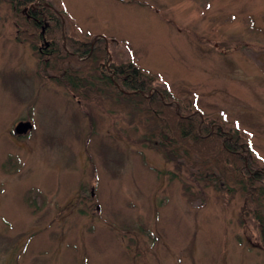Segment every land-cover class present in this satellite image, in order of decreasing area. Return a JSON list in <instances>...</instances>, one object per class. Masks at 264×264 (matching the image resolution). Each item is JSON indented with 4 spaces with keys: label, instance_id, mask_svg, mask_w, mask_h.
<instances>
[{
    "label": "rangeland",
    "instance_id": "rangeland-1",
    "mask_svg": "<svg viewBox=\"0 0 264 264\" xmlns=\"http://www.w3.org/2000/svg\"><path fill=\"white\" fill-rule=\"evenodd\" d=\"M47 1L78 37L107 38L109 59L227 118L264 162V0ZM16 14L0 0V264H264L239 186L223 200L172 176L141 110L38 74Z\"/></svg>",
    "mask_w": 264,
    "mask_h": 264
},
{
    "label": "trees",
    "instance_id": "trees-1",
    "mask_svg": "<svg viewBox=\"0 0 264 264\" xmlns=\"http://www.w3.org/2000/svg\"><path fill=\"white\" fill-rule=\"evenodd\" d=\"M39 1L10 0L19 17L17 38L31 42L38 74L66 87L79 101L109 96L141 110L148 125L145 139L174 163L172 176L182 172L192 182L213 187L223 200L231 194L230 181L239 186L247 201L240 215L254 217L264 246V162L253 155L247 135L224 116L176 99L133 61L109 59L107 38L78 37L64 21L65 10ZM181 181L190 201L202 197L190 181Z\"/></svg>",
    "mask_w": 264,
    "mask_h": 264
},
{
    "label": "water",
    "instance_id": "water-1",
    "mask_svg": "<svg viewBox=\"0 0 264 264\" xmlns=\"http://www.w3.org/2000/svg\"><path fill=\"white\" fill-rule=\"evenodd\" d=\"M33 124L30 120H20L14 127V132L16 134H25L27 133L31 128Z\"/></svg>",
    "mask_w": 264,
    "mask_h": 264
}]
</instances>
